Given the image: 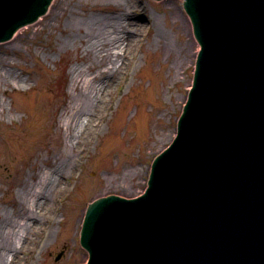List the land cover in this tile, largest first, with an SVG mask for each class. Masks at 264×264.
Wrapping results in <instances>:
<instances>
[{
  "label": "rangeland",
  "instance_id": "rangeland-1",
  "mask_svg": "<svg viewBox=\"0 0 264 264\" xmlns=\"http://www.w3.org/2000/svg\"><path fill=\"white\" fill-rule=\"evenodd\" d=\"M138 2L166 30L171 46L153 43L155 29L144 45L133 46L136 57L128 78L106 96L111 103L84 145L79 142L84 126L80 129L74 114L80 100L73 76L82 75L84 86L100 100L104 87L87 80L114 68L104 64L90 69L89 58L63 42L69 20L62 10L74 5L79 15L118 19L117 1L54 0L40 20L0 43V67L18 75L0 84V221L4 209L12 221L5 222L9 246L0 242V264H10L15 254L21 264L84 262L80 230L87 202L97 194L137 195L147 186L154 154L173 139L199 44L183 0ZM110 42L114 51L124 53L127 41ZM15 78L23 79L20 85ZM59 167L63 176L55 189ZM48 235L53 239L49 243ZM26 242L31 246H23ZM34 246L32 259L24 261L30 256L26 250Z\"/></svg>",
  "mask_w": 264,
  "mask_h": 264
},
{
  "label": "water",
  "instance_id": "water-1",
  "mask_svg": "<svg viewBox=\"0 0 264 264\" xmlns=\"http://www.w3.org/2000/svg\"><path fill=\"white\" fill-rule=\"evenodd\" d=\"M50 2L0 0V40ZM185 6L204 45L181 133L146 194L91 206L89 264H264V0Z\"/></svg>",
  "mask_w": 264,
  "mask_h": 264
},
{
  "label": "bare ground",
  "instance_id": "bare-ground-1",
  "mask_svg": "<svg viewBox=\"0 0 264 264\" xmlns=\"http://www.w3.org/2000/svg\"><path fill=\"white\" fill-rule=\"evenodd\" d=\"M116 1L117 7L122 12L118 19H112L110 16L101 15H79L74 5L68 6L62 10V12L68 14L67 18L69 20V22H67L68 27L63 28V33L65 34L63 42L65 43L68 41L70 45L73 46V48L80 49L82 55L88 57L91 61L89 67L90 69L91 67L95 68L96 65L104 64H111V69L114 68V71L109 74L101 71L91 80H87V82H93L97 80L101 83L102 87H104V95H101L100 100L98 99V96L94 97L89 86H84V82L81 77L82 75L80 77L78 75L77 78L73 76L72 81L80 100V104L75 109L74 114L76 115V120L79 121L78 125L80 126V129L84 126L83 132L80 130L82 134L79 137V142H83L82 145L85 144V141L83 140L87 138V135L92 129L91 127L95 124H98L97 120L99 119L100 121L102 119L105 109H108V105L111 103V96L109 99H107L106 96L112 91L114 85L118 86L128 78L132 62L136 57L133 55L134 53H131L133 46L137 44H141V46L144 45V39L148 37L150 31L153 29H155V40L153 43L160 44L161 42H164L171 46L170 39L166 35V30L164 31L160 27L158 20L149 15L146 8L142 6L138 0ZM176 8L177 5L175 6L174 16L178 18L180 17V7L178 6L177 11ZM125 10L126 13L123 19L122 14ZM140 12H143L148 17L144 16L146 18L134 20L133 16L138 15ZM181 18H184V15H181ZM142 19H146V25H144ZM111 39L117 41H127L125 53L123 55H120L119 52L114 51V46L112 47L110 45ZM14 77H18V75L13 73V71L10 73V71H5V68L0 67V84H2L3 81L9 83L12 81L11 79H14ZM22 80V78H15V83L20 85ZM97 128L98 126L94 129ZM56 170H60V167ZM61 172V170L59 172L57 171V174L54 175L55 178L53 180H56V184L52 186L55 189L58 188V185L61 182L63 176V174H60ZM10 214L11 213L7 209H4V211L1 213L3 219L0 221V242L5 248L9 246L7 243L8 239L5 236V232L9 227L6 228L5 222L7 221L9 223L10 218L8 219V216ZM10 223H12V221H10ZM25 226L26 224L24 223L23 227ZM48 238L51 241L53 240L51 235H48L47 239ZM49 239L48 243L51 242ZM23 246L31 245L29 242H26V244ZM35 247L36 246L29 248L30 250H26L28 253H30V256H28V258L26 257L24 261H29V259H32V256L36 251ZM3 252L4 251L0 250V261H4V257L2 256ZM21 261L23 260L19 258V255L15 254L11 263L21 264Z\"/></svg>",
  "mask_w": 264,
  "mask_h": 264
}]
</instances>
